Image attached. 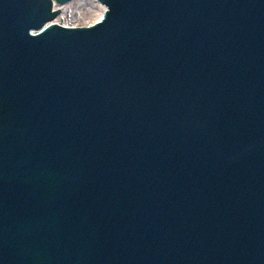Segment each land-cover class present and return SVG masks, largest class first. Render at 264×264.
I'll use <instances>...</instances> for the list:
<instances>
[{"label": "water", "instance_id": "water-1", "mask_svg": "<svg viewBox=\"0 0 264 264\" xmlns=\"http://www.w3.org/2000/svg\"><path fill=\"white\" fill-rule=\"evenodd\" d=\"M0 0V264H264V0Z\"/></svg>", "mask_w": 264, "mask_h": 264}, {"label": "rangeland", "instance_id": "rangeland-1", "mask_svg": "<svg viewBox=\"0 0 264 264\" xmlns=\"http://www.w3.org/2000/svg\"><path fill=\"white\" fill-rule=\"evenodd\" d=\"M73 1L75 0L70 1L71 3L61 10L60 13L61 16L59 14L54 20L58 18L61 24H67V25H78V24L81 25L82 23L83 25L87 24L89 23L88 21L90 20L91 15L96 14V12L94 13L93 11L96 10L97 8L99 9L100 8L99 4H101L98 1L95 2L90 0H80L78 2L76 1L73 2Z\"/></svg>", "mask_w": 264, "mask_h": 264}, {"label": "bare ground", "instance_id": "bare-ground-1", "mask_svg": "<svg viewBox=\"0 0 264 264\" xmlns=\"http://www.w3.org/2000/svg\"><path fill=\"white\" fill-rule=\"evenodd\" d=\"M76 2H78V1H80V0H75ZM75 1H73V2H75ZM90 1H95V2H97L96 0H90ZM71 2H68V3H64V5L63 4H55L54 5V8L55 9H59L60 10V13H61V10L64 8V7H66L67 5H69ZM94 3V2H93ZM100 3V2H99ZM98 3V4H99ZM62 5V6H61ZM100 5V8L98 9H96V10H92L94 13L96 12V14H93V15H91V17H90V20L88 21L89 23H87V24H84V25H88V24H90V23H94V22H96V21H98V20H100L101 19V17H102V14H103V11L105 10V6L102 4H99ZM91 11V12H92ZM59 13V14H60ZM96 15V16H95ZM60 16H61V14H60ZM59 16V17H60ZM54 22H58V23H60L59 22V20H58V18L56 19V20H54ZM86 23V22H85ZM65 25H67V24H65ZM78 25H80V24H78ZM81 25H83V23L81 24ZM72 26V25H71Z\"/></svg>", "mask_w": 264, "mask_h": 264}]
</instances>
